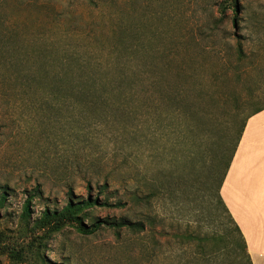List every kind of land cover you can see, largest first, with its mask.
I'll return each instance as SVG.
<instances>
[{
    "label": "rangeland",
    "instance_id": "1",
    "mask_svg": "<svg viewBox=\"0 0 264 264\" xmlns=\"http://www.w3.org/2000/svg\"><path fill=\"white\" fill-rule=\"evenodd\" d=\"M108 61L130 84L83 89ZM261 107L264 0H0V264H246L218 194ZM89 195L145 231L35 226Z\"/></svg>",
    "mask_w": 264,
    "mask_h": 264
},
{
    "label": "trees",
    "instance_id": "2",
    "mask_svg": "<svg viewBox=\"0 0 264 264\" xmlns=\"http://www.w3.org/2000/svg\"><path fill=\"white\" fill-rule=\"evenodd\" d=\"M119 50L124 52V54H126L128 57H130V55H133V53L135 52L134 49H119ZM239 53L242 54L241 49H239ZM112 62L114 61H110L107 64H103L99 66V69H96V72L98 73V75L92 76L91 78L93 79L90 78L87 84L85 82L83 89L91 92L92 90H94L96 87L99 86L102 88L101 90L103 91L110 90V91L116 92V90L124 89V85L130 84L132 77H133V73L128 67V63L119 64L115 62L116 63L115 65V63L113 64ZM102 68L104 70H102ZM263 109L264 107H261L255 110L252 114H255ZM246 121L244 122V125L241 129L240 136L234 148V152L228 162V165L225 171H227L232 161V158L238 146V143H239L242 131L244 129V126L246 124ZM224 176L225 174L222 177L220 188L223 183ZM106 188L107 186L105 185L104 188L101 191H99V195L104 194L103 192ZM220 188H219V194H218L219 202L222 204V206L225 209V213L228 215V221H230L233 224L234 226L233 229L239 235V238L234 239L235 251L237 253V257L241 258L240 260H242V262H245L246 264H252L250 255L248 253L247 243L244 239L243 234L240 231V228L235 223L229 211L224 205V202L220 196ZM90 191H91V187H90ZM99 195H97L96 197H92V195H89L87 199L77 200V201L73 198H70L67 205L59 211L58 210L51 211L49 209H45L40 219L35 221V226L39 229H46L48 231L51 230V232H60L65 226L71 225L72 227L75 228L77 233L84 235V236L94 235L102 230H112L113 232H115V234L118 237L120 236V233L125 230H128L133 234H141L145 231L146 224L142 221L133 222V221L126 220V219L118 220V219H114V218L111 219V218L106 217L104 219H95V220H91L90 222H87L89 218V214H90L89 212L92 208L103 207L107 209H112V208L122 207L121 202L116 203L114 205L110 203L107 198L101 201V199L99 198ZM38 196L41 197L42 194L40 193L39 189H36L34 190V193L32 195H29L26 201L24 202L22 216H23V220L27 223L29 222L31 218L32 202L34 198ZM6 201H7V192L3 191L0 195V207H3ZM200 240H203V239H200ZM14 256L16 258H20L21 252L19 251L15 253ZM34 258H36V260L38 261V264H51L37 252L35 253Z\"/></svg>",
    "mask_w": 264,
    "mask_h": 264
},
{
    "label": "crops",
    "instance_id": "3",
    "mask_svg": "<svg viewBox=\"0 0 264 264\" xmlns=\"http://www.w3.org/2000/svg\"><path fill=\"white\" fill-rule=\"evenodd\" d=\"M220 196L244 236L252 264H264V109L248 117Z\"/></svg>",
    "mask_w": 264,
    "mask_h": 264
}]
</instances>
